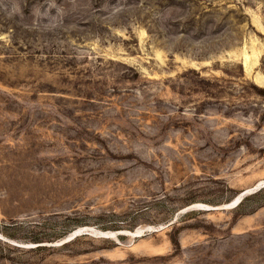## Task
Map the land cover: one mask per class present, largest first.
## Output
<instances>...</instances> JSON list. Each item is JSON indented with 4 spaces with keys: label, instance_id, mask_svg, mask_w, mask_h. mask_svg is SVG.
Here are the masks:
<instances>
[{
    "label": "rangeland",
    "instance_id": "1",
    "mask_svg": "<svg viewBox=\"0 0 264 264\" xmlns=\"http://www.w3.org/2000/svg\"><path fill=\"white\" fill-rule=\"evenodd\" d=\"M0 264H264V0H0Z\"/></svg>",
    "mask_w": 264,
    "mask_h": 264
},
{
    "label": "water",
    "instance_id": "2",
    "mask_svg": "<svg viewBox=\"0 0 264 264\" xmlns=\"http://www.w3.org/2000/svg\"><path fill=\"white\" fill-rule=\"evenodd\" d=\"M242 196H243V194L242 195H240L237 199H236V201L235 202H233V204L234 203H236L237 201H238V203L241 201V199H242Z\"/></svg>",
    "mask_w": 264,
    "mask_h": 264
},
{
    "label": "bare ground",
    "instance_id": "3",
    "mask_svg": "<svg viewBox=\"0 0 264 264\" xmlns=\"http://www.w3.org/2000/svg\"><path fill=\"white\" fill-rule=\"evenodd\" d=\"M237 203H238V201L235 204H237ZM235 204H233V205H235Z\"/></svg>",
    "mask_w": 264,
    "mask_h": 264
}]
</instances>
